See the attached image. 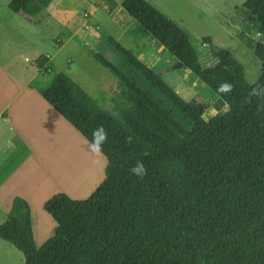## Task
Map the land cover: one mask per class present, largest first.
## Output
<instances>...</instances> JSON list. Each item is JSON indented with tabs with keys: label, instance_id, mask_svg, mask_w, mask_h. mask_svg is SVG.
Wrapping results in <instances>:
<instances>
[{
	"label": "trees",
	"instance_id": "16d2710c",
	"mask_svg": "<svg viewBox=\"0 0 264 264\" xmlns=\"http://www.w3.org/2000/svg\"><path fill=\"white\" fill-rule=\"evenodd\" d=\"M104 1L108 12L117 6ZM49 2L10 0L8 7L33 20ZM121 7L136 23L127 35L164 47L227 110L205 120L202 99L182 98L157 68L110 34L102 39L121 63L93 54L117 78L109 101L38 58L32 85L47 101L89 140L97 126L107 131L105 179L85 200L58 194L45 204L57 225L39 249L25 224L24 201L0 223V239L19 250L25 264H264V109L249 95L253 86H264V44L253 47L261 67L250 84L242 63L210 37L201 43L215 63L204 66L188 33L150 2L124 0ZM242 8L246 23L264 33V0H244ZM225 81L233 91L217 93ZM137 160L147 169L142 179L129 172Z\"/></svg>",
	"mask_w": 264,
	"mask_h": 264
},
{
	"label": "rangeland",
	"instance_id": "374dc122",
	"mask_svg": "<svg viewBox=\"0 0 264 264\" xmlns=\"http://www.w3.org/2000/svg\"><path fill=\"white\" fill-rule=\"evenodd\" d=\"M114 1L121 10L119 14H122L121 19L114 21L107 13V3L103 0H51L36 15V18H33V21L10 10L8 7L10 0H0V63L6 72L8 70L9 77L20 81L36 70L38 71L36 77H38L39 69L36 67V60L45 57L55 70L64 71L90 95L97 99L105 96L109 101L112 92L116 90L117 78L96 62L93 54H100L115 65L121 63L122 57L102 39V34L112 35L123 46L139 54L144 49L149 53L156 47V44L153 45L150 41V37V39H137L124 33L126 29L134 30L136 23L121 7L124 0ZM147 1L188 33L204 66L215 63L201 43V39L208 36L214 44L232 52L242 63L248 83L256 81L260 75L261 64L253 53V47L257 41L252 37L257 30V24L254 23L252 26L246 24L248 14L242 8L244 0ZM92 2L100 4L97 10L94 9L96 7ZM111 15L114 16V14ZM116 15L118 17V14ZM239 33L246 36H238ZM156 53L158 52L155 51V55ZM152 60H155L154 63H151ZM142 61L149 67L157 68L162 78L185 100H191L195 96L202 99L207 104V110L203 114L205 120L227 110V105L218 95L191 71L181 68V64L166 50L159 56L158 54L149 55ZM194 78L195 81H193ZM42 79L46 82L49 77ZM2 80L0 76V81ZM0 130H2L0 132L1 159L8 152L5 142L11 136V131L3 127ZM68 133L64 143V147L68 148L63 147L60 151L67 154L68 149H72L70 155L75 157V162L76 160L78 162L75 169L70 156L65 155V160L63 159L65 163H63L71 164L77 176H82L83 181L86 177H91L93 171L97 170H94L95 166L99 169L101 163L103 165L96 173L102 172L107 162L106 157L103 154L92 155L86 149L88 141L85 138L80 135L82 140L72 131ZM70 145L73 148H69ZM78 149L86 152L85 159L88 158L87 162L94 167L93 169L81 157ZM57 151L60 153L59 150ZM93 183L91 187L94 186ZM77 191L80 192L81 189ZM89 195L85 192L81 199ZM77 196L80 198L79 195ZM1 220L0 216V222ZM0 264H25V261L18 249L0 239Z\"/></svg>",
	"mask_w": 264,
	"mask_h": 264
},
{
	"label": "crops",
	"instance_id": "0c3cea01",
	"mask_svg": "<svg viewBox=\"0 0 264 264\" xmlns=\"http://www.w3.org/2000/svg\"><path fill=\"white\" fill-rule=\"evenodd\" d=\"M92 4L95 5V10L100 6L97 2H92ZM106 11L111 16V20L121 19L122 14H119L121 10L118 6L111 12H108L107 9ZM111 14H114V16ZM116 14H118V17ZM130 19L132 18L130 17ZM150 41L154 45V40L150 39ZM165 50L164 47L156 46L154 50L152 48L148 53L144 49L138 57L143 60L149 55L156 56L158 54L159 56ZM155 51L158 52L156 55ZM154 61L152 60L151 63H154ZM7 73L8 70L6 72L0 63V76L3 78L0 81V128L3 127L11 131V136L5 142L8 152L0 159V216L2 219L0 223L13 217L18 202L24 201L28 206L33 241L35 247L39 249L54 235V229L57 225L54 217L45 209V204L58 194L70 196L74 198L69 197L72 200L87 199H81L82 194L86 192L87 195H92L104 181L105 172L102 169L104 174L102 172L96 173V171H100L102 163L98 169L96 166L95 168L90 167L91 164L89 165L86 161L90 168L97 170L93 171L91 177H86L83 181L82 176H77L75 172L76 162L78 161L75 162V157H71L68 149L67 155L70 156L75 167V169L72 167V173L67 178L68 182L70 180L72 183L59 180L56 169H54L56 165L55 157L60 154L57 150L60 151L64 147L68 132L72 131L81 139L83 137L87 141L90 140L78 131L32 85V79L38 74L37 70L20 81L13 80ZM195 80L194 78L193 81ZM11 137L14 138V141ZM92 182H94L93 188L91 187ZM76 184L79 186H75ZM80 189L81 191L78 192L77 190ZM93 190L94 192H92ZM76 191L80 198L75 194Z\"/></svg>",
	"mask_w": 264,
	"mask_h": 264
},
{
	"label": "clouds",
	"instance_id": "9594fccd",
	"mask_svg": "<svg viewBox=\"0 0 264 264\" xmlns=\"http://www.w3.org/2000/svg\"><path fill=\"white\" fill-rule=\"evenodd\" d=\"M258 43L264 44V33L259 31L255 32L253 37ZM234 85L225 81L217 86V93L227 95L233 91ZM249 95L257 99L258 110L264 109V86L255 85L251 88ZM108 133L105 128L100 125L97 126L92 132V139L87 142L86 149L94 156L103 154V145L107 143ZM131 138H129L130 142ZM129 172L138 178H143L147 174V169L142 160H137L132 167L129 168Z\"/></svg>",
	"mask_w": 264,
	"mask_h": 264
},
{
	"label": "bare ground",
	"instance_id": "6f19581e",
	"mask_svg": "<svg viewBox=\"0 0 264 264\" xmlns=\"http://www.w3.org/2000/svg\"><path fill=\"white\" fill-rule=\"evenodd\" d=\"M77 143V142H76ZM78 144V143H77ZM80 145V144H79ZM73 146V145H72ZM77 147V145L75 144V148ZM69 148H73V147H71V145L69 146ZM72 150V149H71ZM70 149H69V151H71ZM78 152L80 153V155H81V157H83V159H85V157H87V155H86V152H81V150H79L78 149ZM60 153H62V154H59V155H57L56 157H55V161H56V165H55V168L54 169H56V175H57V177L59 178V180L62 182V181H65L66 180V182H68V180H67V178H69L70 176L69 175H71V173H72V166H71V164H64L65 163V161H63V159L65 160V157L67 156V154H65L64 152H60ZM66 155V156H65ZM82 159V160H83ZM87 160H88V158H87ZM86 159H85V162L87 161ZM64 162V163H63ZM85 162H83V163H85ZM85 165V164H84ZM86 166V165H85ZM91 167V166H90ZM87 168V167H86ZM69 176V177H68ZM72 177H74V176H72ZM75 178V177H74ZM74 178L72 179V181L74 180ZM71 181L69 180V182L68 183H70ZM72 183V182H71ZM70 183V184H71ZM74 183V182H73Z\"/></svg>",
	"mask_w": 264,
	"mask_h": 264
},
{
	"label": "water",
	"instance_id": "95a60500",
	"mask_svg": "<svg viewBox=\"0 0 264 264\" xmlns=\"http://www.w3.org/2000/svg\"><path fill=\"white\" fill-rule=\"evenodd\" d=\"M104 155V154H103ZM106 157V156H105ZM25 224H30V220H29V217L28 216H26L25 217Z\"/></svg>",
	"mask_w": 264,
	"mask_h": 264
}]
</instances>
